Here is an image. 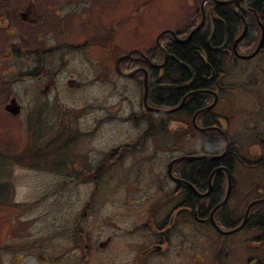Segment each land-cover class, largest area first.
I'll use <instances>...</instances> for the list:
<instances>
[{"label": "rangeland", "instance_id": "rangeland-1", "mask_svg": "<svg viewBox=\"0 0 264 264\" xmlns=\"http://www.w3.org/2000/svg\"><path fill=\"white\" fill-rule=\"evenodd\" d=\"M25 1L0 0V18L7 20L0 26V264L129 261V253L122 257L117 253L121 245L138 255L154 241L147 212H142V197L145 191L151 199L160 195L149 190L148 184L167 187L162 174L149 175L141 167L154 166L156 160L157 167L165 168L169 157L182 149L168 135L166 115L151 124L147 121L152 117L141 108L138 79L113 75L109 62L108 74L103 58L119 55L128 45L94 42L100 26L117 28L116 19L132 4L105 0L109 15L90 11L87 20L80 21L78 14L74 19L71 15L67 27L63 21L56 24L64 17L54 16L49 8L44 22L51 17L50 24L34 23L32 28L16 17ZM47 3L58 12L54 0ZM185 7V0H158L152 10V6L144 10L143 22L156 13L157 27H170ZM87 37L89 46H64ZM48 42L54 48L43 54L46 71L33 66L35 53L27 65L15 52L18 48L34 52ZM83 55L91 71L79 73V80L69 79L81 69ZM50 74L55 79L45 87ZM47 151L50 156L38 161ZM79 158L88 168L93 165L92 180L90 175L79 182L69 180L71 165ZM174 196L166 194L158 207ZM108 240L115 241L118 249L109 251ZM193 240L192 246L200 245ZM235 240L237 245L231 248L238 252L246 240ZM205 241L201 243L207 248L219 249L211 236ZM235 258L231 253L220 260L227 264Z\"/></svg>", "mask_w": 264, "mask_h": 264}, {"label": "flooded vegetation", "instance_id": "flooded-vegetation-1", "mask_svg": "<svg viewBox=\"0 0 264 264\" xmlns=\"http://www.w3.org/2000/svg\"><path fill=\"white\" fill-rule=\"evenodd\" d=\"M54 2L58 12L47 0H26L23 12L17 11L16 17L28 27L34 23L49 25L51 17L44 22V16L51 8L54 16L64 17L56 24L63 21L67 27L71 15L74 19L78 14L80 21L87 20L90 11L99 16L110 13L103 7L105 0ZM157 2L125 0L124 3L132 6L116 19L118 27L110 28L103 23L99 33L93 36L94 42L102 46L128 45L119 55L103 58L108 74V62L113 75L123 80L130 77L122 73L134 70L132 76L141 87L145 71L147 104L159 109L151 111L141 103V108L152 117L147 121L151 124L153 119L157 122L158 117L166 115L168 135L182 144V149L166 161L165 168L157 167L156 160L154 166L141 167L147 169L149 175L156 171L162 174L167 187L161 185L157 189L151 182L148 184L149 190L160 195L151 199L145 191L142 197V212H147V224L154 241L138 255L135 249L121 245L117 253L121 257L131 255L129 261L121 264H225L220 257L231 253L237 258L227 264H264V0H185L181 18L170 27L160 28L156 24V13H151L150 20L143 22L144 10L151 6L152 10ZM228 12L235 22L233 27L229 26ZM3 22L7 20L1 17L0 26ZM197 36H201L200 42L194 43ZM81 40L64 46H89L88 37ZM191 43L192 55L189 53L182 56L184 60L179 59L181 56L175 49ZM53 48L48 42L34 52L20 48L15 52L21 57V63L25 61L27 65L31 53H35L33 66L46 71L43 54ZM126 52L129 55L118 61ZM81 57L84 62L80 71H73L69 79L79 80V73L91 71L85 55ZM66 58L63 54L62 59ZM164 72L167 77L172 75L171 82L177 85L171 89L174 93L171 100L159 102L153 97L163 88ZM49 77L45 87L55 79L54 74ZM184 156L196 158L173 161ZM71 167L76 170L70 171V181H83L88 175L92 180V164L88 168L79 158ZM169 192L175 198L158 207ZM207 236L217 240L219 249L207 248L201 243H206ZM193 239L200 245L192 246ZM235 239L246 240L238 252L231 248L237 245ZM114 242L108 240L109 251L118 249ZM241 248H245L244 252Z\"/></svg>", "mask_w": 264, "mask_h": 264}, {"label": "trees", "instance_id": "trees-1", "mask_svg": "<svg viewBox=\"0 0 264 264\" xmlns=\"http://www.w3.org/2000/svg\"><path fill=\"white\" fill-rule=\"evenodd\" d=\"M255 2L257 1H259V0H254ZM228 15L230 14L229 12L227 13ZM227 15V16H228ZM225 17H226V15H225ZM229 19H227L228 20V23H229V26L230 27H233L234 26V24H235V22L233 21V19L231 18V16L229 15ZM228 18V17H227ZM199 37L201 38V36H197L196 38H194V40H193V42L194 43H199L200 42V40H199ZM192 42V43H193ZM189 44L188 46H185V47H180V46H178L175 50V52H176V54H179L181 57L179 58V59H181V60H184L183 58H182V56H186L187 54H189L190 53V55H192V51H193V44ZM187 49H188V52H187ZM165 73L166 72H164V74L162 75V86H163V88H159L158 90H157V93L155 94V96L153 97V99L154 100H156V101H159V102H168L169 100H171V98H173V92H171V89H172V87L173 86H176L177 85V83H172L171 82V80H173V77H172V75H169V77H167V76H165ZM184 76H185V73H184ZM185 80H187V79H184V81ZM153 99H151V101H153ZM41 151H39V149H38V151H37V154H41L40 153ZM47 152H49V154H43L42 155V157L38 160V161H41V159H45L46 157H47V155L48 156H50V151H47ZM58 157H60V155H58ZM72 166V165H71ZM70 171H75L74 170V168L73 167H71L70 168Z\"/></svg>", "mask_w": 264, "mask_h": 264}, {"label": "water", "instance_id": "water-1", "mask_svg": "<svg viewBox=\"0 0 264 264\" xmlns=\"http://www.w3.org/2000/svg\"><path fill=\"white\" fill-rule=\"evenodd\" d=\"M145 95H146V83H145V77H144L143 79V100H145ZM190 158H196V157L184 156V157H181L180 159H190Z\"/></svg>", "mask_w": 264, "mask_h": 264}]
</instances>
